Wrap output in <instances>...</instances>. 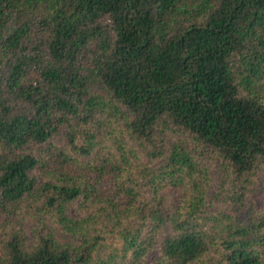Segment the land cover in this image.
<instances>
[{
	"label": "trees",
	"instance_id": "1",
	"mask_svg": "<svg viewBox=\"0 0 264 264\" xmlns=\"http://www.w3.org/2000/svg\"><path fill=\"white\" fill-rule=\"evenodd\" d=\"M262 175L264 0H0V264H264Z\"/></svg>",
	"mask_w": 264,
	"mask_h": 264
},
{
	"label": "rangeland",
	"instance_id": "2",
	"mask_svg": "<svg viewBox=\"0 0 264 264\" xmlns=\"http://www.w3.org/2000/svg\"><path fill=\"white\" fill-rule=\"evenodd\" d=\"M212 163L214 166L215 164ZM213 168V167H211ZM262 178H257L255 184L252 185L251 189L248 192V201L255 204L257 207L261 204L262 201V182H264V175H262Z\"/></svg>",
	"mask_w": 264,
	"mask_h": 264
}]
</instances>
